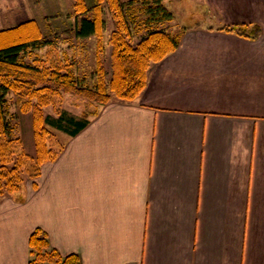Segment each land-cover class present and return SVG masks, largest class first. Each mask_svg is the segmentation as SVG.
<instances>
[{"label":"crops","instance_id":"obj_1","mask_svg":"<svg viewBox=\"0 0 264 264\" xmlns=\"http://www.w3.org/2000/svg\"><path fill=\"white\" fill-rule=\"evenodd\" d=\"M204 1L208 26H185L134 101L0 197V264H29L35 229L80 264H264V0ZM235 24L261 33L218 31Z\"/></svg>","mask_w":264,"mask_h":264},{"label":"trees","instance_id":"obj_2","mask_svg":"<svg viewBox=\"0 0 264 264\" xmlns=\"http://www.w3.org/2000/svg\"><path fill=\"white\" fill-rule=\"evenodd\" d=\"M74 1L75 9L81 15L74 26V38L77 40L91 37L101 39L107 27L103 4L112 15L114 30L109 40L111 78L107 83L104 81L103 62L98 52L95 57L96 79L92 86L87 84L85 74L80 76L77 73L76 62H67L66 58L63 64L48 65L34 55L32 62H27L33 50L47 44L34 20L0 30V197L21 189L24 182L22 174L30 179L37 178L41 165L55 160L61 153L64 141L51 140L49 127L72 138L84 130L99 107L112 99L125 103L134 101L147 84V70L151 64L159 63L174 53L187 30L186 27L174 31L167 29L166 25L173 20V14L163 0H92L93 6L90 8L85 0ZM220 30L250 39H255L261 33L256 24H235ZM61 93L83 98L87 106L95 104L97 109L92 110L85 105L79 118L67 116L62 110L58 111L57 119L45 116L41 108L54 103ZM8 94H14L23 101L20 106L22 113L32 115L34 155L24 154L22 150L16 153L14 144L18 145L21 140L13 139L15 126L7 109ZM28 240L31 254L29 264L81 262L76 255L62 257L57 250L51 249L42 229H35Z\"/></svg>","mask_w":264,"mask_h":264},{"label":"rangeland","instance_id":"obj_3","mask_svg":"<svg viewBox=\"0 0 264 264\" xmlns=\"http://www.w3.org/2000/svg\"><path fill=\"white\" fill-rule=\"evenodd\" d=\"M163 1L166 8L173 14V21L171 22L173 24L169 27L174 28V30L179 27L194 26L196 23L202 27H207L208 20H212V14L206 9L204 0ZM85 3L88 8L93 6L92 0H85ZM75 4L74 0H0V30L34 20L42 32L43 41H47V44L33 50L31 56L26 60L27 62H32L34 55L38 56L42 63L48 65L63 64L65 63L63 60L66 58L67 62H76L77 73L82 76L85 74L87 84L92 86L96 79L94 73L95 57L98 52L103 62L104 81L107 83L112 74L109 45L110 33L114 30L112 15L109 14L108 8L103 4L102 9L104 18L107 20V27L101 39L91 37V39L77 40L74 38V26L79 22L81 15L77 13ZM19 99L14 94H8L6 97L7 109L15 126L12 133L13 139L20 138L21 140L18 145L17 143L14 144V148H16V153L22 150L24 154L34 155L32 115L27 112L22 113L20 106L23 101ZM86 104L87 101L83 98L61 93L55 98L54 103L41 108V110L45 116L49 115L52 119L58 118L59 110H62L67 116L79 118L86 108ZM94 105L88 104L87 107L93 110ZM49 130L52 133L51 140L60 141V143L66 140V133H59L53 127H49ZM15 156H13L14 159ZM27 163L28 160L24 166L25 171H27ZM22 178L23 185L30 182L28 175L22 174Z\"/></svg>","mask_w":264,"mask_h":264}]
</instances>
